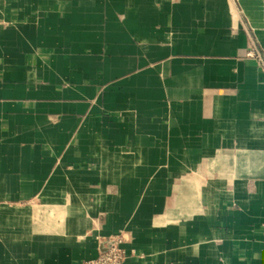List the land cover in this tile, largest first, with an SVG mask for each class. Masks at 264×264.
Here are the masks:
<instances>
[{
  "label": "crops",
  "instance_id": "crops-1",
  "mask_svg": "<svg viewBox=\"0 0 264 264\" xmlns=\"http://www.w3.org/2000/svg\"><path fill=\"white\" fill-rule=\"evenodd\" d=\"M264 0H0V264H264Z\"/></svg>",
  "mask_w": 264,
  "mask_h": 264
},
{
  "label": "built area",
  "instance_id": "built-area-1",
  "mask_svg": "<svg viewBox=\"0 0 264 264\" xmlns=\"http://www.w3.org/2000/svg\"><path fill=\"white\" fill-rule=\"evenodd\" d=\"M247 56L264 62V56L258 49L250 48ZM261 242L264 243V223L261 231ZM123 243L124 240L121 236L110 237L105 242L104 249L95 257L86 260L84 264H124L126 252Z\"/></svg>",
  "mask_w": 264,
  "mask_h": 264
}]
</instances>
